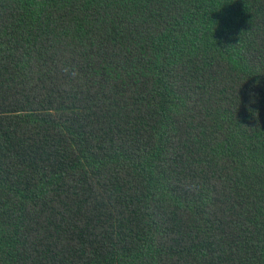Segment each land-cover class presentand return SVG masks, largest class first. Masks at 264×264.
Masks as SVG:
<instances>
[{
    "label": "trees",
    "instance_id": "1",
    "mask_svg": "<svg viewBox=\"0 0 264 264\" xmlns=\"http://www.w3.org/2000/svg\"><path fill=\"white\" fill-rule=\"evenodd\" d=\"M0 264H264V0H0Z\"/></svg>",
    "mask_w": 264,
    "mask_h": 264
}]
</instances>
